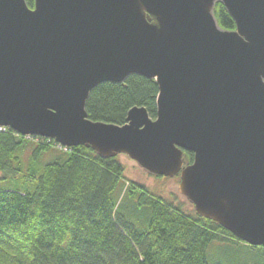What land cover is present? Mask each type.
<instances>
[{"label":"water","instance_id":"95a60500","mask_svg":"<svg viewBox=\"0 0 264 264\" xmlns=\"http://www.w3.org/2000/svg\"><path fill=\"white\" fill-rule=\"evenodd\" d=\"M134 73L158 85L156 118L89 119V92ZM0 126L178 174L198 215L264 247V0H0Z\"/></svg>","mask_w":264,"mask_h":264},{"label":"trees","instance_id":"16d2710c","mask_svg":"<svg viewBox=\"0 0 264 264\" xmlns=\"http://www.w3.org/2000/svg\"><path fill=\"white\" fill-rule=\"evenodd\" d=\"M212 13L219 27L235 29L220 1ZM157 94L155 79L134 73L96 85L85 110L92 121L118 125L132 107L155 119ZM192 161L184 151V165ZM220 246L238 252L212 264H264L263 246L127 179L118 155L0 130V264H209L208 249Z\"/></svg>","mask_w":264,"mask_h":264},{"label":"rangeland","instance_id":"374dc122","mask_svg":"<svg viewBox=\"0 0 264 264\" xmlns=\"http://www.w3.org/2000/svg\"><path fill=\"white\" fill-rule=\"evenodd\" d=\"M118 158L124 167V175L127 179L133 180L134 182L146 186L147 190L151 194L160 195L166 199L182 202L185 205L189 204V206L194 209V206L179 191L180 179L178 174L172 177L156 176L145 171L141 166H139L134 160L130 159L126 154H118ZM45 160H47V158ZM10 184L13 183L10 182ZM34 184L35 181L31 180V182L27 183V186L29 188H33ZM17 185L21 186L22 184L17 183ZM237 252V248L234 246H220L214 247L213 249L209 248L207 251V259L209 264H212V261H214V263H217V261L212 260V258H219L221 260L225 258L229 259V257H232Z\"/></svg>","mask_w":264,"mask_h":264},{"label":"built area","instance_id":"2783aa9c","mask_svg":"<svg viewBox=\"0 0 264 264\" xmlns=\"http://www.w3.org/2000/svg\"><path fill=\"white\" fill-rule=\"evenodd\" d=\"M4 127H0V130H2Z\"/></svg>","mask_w":264,"mask_h":264}]
</instances>
